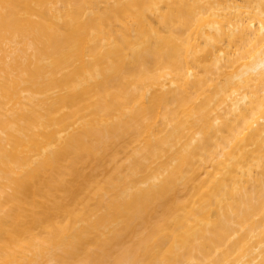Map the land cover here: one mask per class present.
Returning a JSON list of instances; mask_svg holds the SVG:
<instances>
[{"label":"bare ground","instance_id":"6f19581e","mask_svg":"<svg viewBox=\"0 0 264 264\" xmlns=\"http://www.w3.org/2000/svg\"><path fill=\"white\" fill-rule=\"evenodd\" d=\"M0 264H264V0H0Z\"/></svg>","mask_w":264,"mask_h":264}]
</instances>
